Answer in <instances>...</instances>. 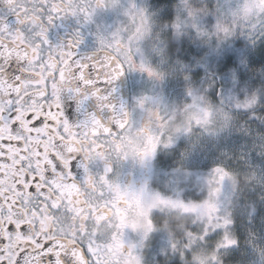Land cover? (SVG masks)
<instances>
[{
	"label": "rangeland",
	"instance_id": "1",
	"mask_svg": "<svg viewBox=\"0 0 264 264\" xmlns=\"http://www.w3.org/2000/svg\"><path fill=\"white\" fill-rule=\"evenodd\" d=\"M208 1L206 14L201 8L184 6L187 12L173 25L176 0H138L149 28L144 39L158 70L166 75L168 101L182 104L184 109L191 105L200 108V114H192L183 135L167 133L163 157L157 166L160 171L153 192L155 201L147 208L155 211L152 219L157 220L161 215L153 232L160 238L157 250L163 255L168 251L174 260L180 263L184 260L186 264L189 261L191 264H264V212L251 213L246 198L259 196L262 201L258 205L264 211V130L255 129L252 122L243 119L241 106L247 109L252 98L246 95L245 101L239 99L236 78L224 77V81L217 82L218 88H225V98L222 92L216 100L200 91L213 56L223 49V52L233 50L224 40L231 36L229 32L239 29L237 32L243 35L245 53L253 55L252 69L264 63V0ZM248 4L258 6L251 16L253 10L246 7ZM190 9L196 10L199 17L196 24L191 23ZM206 26L213 27L212 36L209 31L202 33L212 51L205 49L201 40L200 46L195 47L196 29ZM181 39L183 43L186 41L189 54L178 58L174 40ZM161 50L165 51L164 55H160ZM214 86L211 84L208 89ZM205 96L232 118L220 131L215 130L216 113L212 107L197 104ZM217 168H222L226 175L216 173ZM230 169L241 174L244 185L235 201L232 199L239 179ZM193 178L195 182L191 184ZM198 196L200 199L195 200ZM173 222L183 229L191 222V229L184 234L186 241L168 230ZM167 245L170 249L165 250ZM155 251L147 252L146 258L153 260L154 254L159 255Z\"/></svg>",
	"mask_w": 264,
	"mask_h": 264
},
{
	"label": "snow or ice",
	"instance_id": "2",
	"mask_svg": "<svg viewBox=\"0 0 264 264\" xmlns=\"http://www.w3.org/2000/svg\"><path fill=\"white\" fill-rule=\"evenodd\" d=\"M5 3L23 28L9 31L0 19V157L11 161L0 162V264H42V257L54 251L55 264H61L59 256L66 250L76 264H99L96 241L82 231L66 230L62 214L76 206L89 215L104 214L111 207H90L92 201L82 190L90 179L76 181L71 169L79 154L89 159L82 145L101 149L102 137L127 126V112L117 110L111 127L92 117L77 130L64 119L61 85L79 81L99 101H106L99 85L123 75L126 62L103 42L99 57L75 59L72 49L81 40L79 31L66 46L46 48L49 27L64 18V0ZM90 16L85 13L86 19ZM11 60L23 67L22 75L9 79L4 69ZM140 67L157 75L143 64ZM73 146L79 150H72ZM154 151L155 147L149 154ZM215 172L226 175L222 168ZM97 200H103V195Z\"/></svg>",
	"mask_w": 264,
	"mask_h": 264
},
{
	"label": "flooded vegetation",
	"instance_id": "3",
	"mask_svg": "<svg viewBox=\"0 0 264 264\" xmlns=\"http://www.w3.org/2000/svg\"><path fill=\"white\" fill-rule=\"evenodd\" d=\"M64 4V18L56 20L48 29L46 48L66 46L77 31L81 40L72 49L77 60L99 53L101 42L105 47L114 48L126 62L131 117L124 129L101 138V149H88L87 145H82L89 159L85 160L79 154L71 169V175L76 181H83L87 177L90 179V183L82 188L86 197L92 201L90 207H99L101 210L107 205L111 207L104 214L93 212L91 215L78 206L72 207L62 214L63 226L73 233L82 231L96 241L99 264H186L184 260L181 263L174 260V255L168 251V257L159 253L157 242H160V238L153 232L159 219H152L155 211L147 208L155 201L156 195L153 192L160 171L157 166L163 157L162 148L167 133L165 123L151 126L142 123L139 113L155 96L168 100V82L166 75L158 70L149 44L144 39V34L149 30L144 10L138 0H64ZM85 13H91L89 19H86ZM0 19L9 26V31L23 28L17 23L16 16L9 12L5 0H0ZM142 64L157 75L142 71ZM22 67V63L11 60L4 74L12 79L22 75ZM65 88L63 83L61 110L64 119L79 130L81 127L75 120L78 113L71 111L68 106ZM153 147L154 154L150 155ZM72 150L79 149L73 146ZM0 162L11 163L3 157H0ZM101 194L103 200H97ZM174 234L177 237L178 233ZM164 249L170 247L167 245ZM155 250L159 255L154 254L153 260H148L147 252ZM59 259L61 264H75L70 250L61 253ZM56 260L54 251L42 257V264H55ZM187 264H191V261Z\"/></svg>",
	"mask_w": 264,
	"mask_h": 264
},
{
	"label": "trees",
	"instance_id": "4",
	"mask_svg": "<svg viewBox=\"0 0 264 264\" xmlns=\"http://www.w3.org/2000/svg\"><path fill=\"white\" fill-rule=\"evenodd\" d=\"M178 3V7L173 12V25H177L178 23V17L180 15H183L187 12V8L184 6H194L195 8H201L203 10V14H206L207 9L206 5H210V1L208 0H186L184 1L186 5H183L184 2L180 0H176ZM180 8V11H178ZM205 31H209V35L212 36L213 27L208 28L207 26L203 29H196L195 37H196V43L195 47H199L200 43H203L205 45V49L209 48L210 51L213 50L210 46L209 40L204 38L202 36V33ZM239 31V29H237ZM237 31L229 32L231 35L228 38H224L225 42L229 43V46L231 45L233 47V50H228L226 52H223V50H220L218 55L215 57L213 56L212 60L209 62V70L207 71V77L205 78L204 82L202 83V87L200 89L201 94H205L207 96H211L218 100L219 94L222 92V95L226 96V91L222 90V88H218L217 82L224 81V77H229L232 80H236V85L238 86V91L240 94L239 99L241 101H245L246 95L251 96V100H249V106L247 109H244L245 106H241V111L243 112V115L245 116L243 119L246 121L252 122L255 129H263L264 130V63L256 67V69H252L250 66L251 63V55L252 53H245V47L246 42L243 38V35L239 34ZM219 41H221L222 36L219 35ZM201 42L199 43V41ZM216 43H213L215 45ZM174 46L177 48V52L175 55L178 58H183L187 56L188 48L186 45V41L183 43L182 39L174 40ZM196 51H198L196 49ZM215 84L214 88L208 89L209 85ZM208 90H211L208 92ZM233 104V102L231 103ZM235 106V105H234ZM211 168V167H209ZM229 170V169H227ZM231 172L234 173L239 179V183L235 185V194L232 199V201H235L240 193L242 192V189L244 188V185L242 183V176L241 174H237L234 171L230 169ZM195 178L190 180L191 184H194ZM196 198V197H195ZM247 204L250 208L251 213H256V215L262 214L264 211L261 209V207L258 205L259 201H262L259 196H255V198H250V195L247 197ZM200 199L199 196L195 199ZM257 210V211H255ZM186 215V214H184ZM190 223H186V228H179L175 222L172 223V226H170L176 233H178L179 237L183 238L185 241V233H188V231L191 229ZM215 264V263H214Z\"/></svg>",
	"mask_w": 264,
	"mask_h": 264
},
{
	"label": "water",
	"instance_id": "5",
	"mask_svg": "<svg viewBox=\"0 0 264 264\" xmlns=\"http://www.w3.org/2000/svg\"><path fill=\"white\" fill-rule=\"evenodd\" d=\"M102 53H95L94 55L85 56L81 61L88 59H94L99 57ZM66 94L68 96V106L71 111L77 112L78 116L75 118L76 124L79 127L84 126L91 122V118L95 117L100 120L105 126L111 127L114 122V117L116 111L121 108L127 112V122L130 120V83H128L127 72L124 71L118 79L113 81L111 84H101L99 88L101 89L100 95L106 96V101H99L96 96L91 94V90L85 89L83 85L76 81V84L71 82L65 83ZM80 88L79 92H75L73 88ZM112 105L113 108H109L106 105ZM127 123V124H128ZM76 264V262H75Z\"/></svg>",
	"mask_w": 264,
	"mask_h": 264
},
{
	"label": "clouds",
	"instance_id": "6",
	"mask_svg": "<svg viewBox=\"0 0 264 264\" xmlns=\"http://www.w3.org/2000/svg\"><path fill=\"white\" fill-rule=\"evenodd\" d=\"M246 7L253 10L252 13L249 14V16H251L254 14L255 9L258 6L248 4ZM190 16L192 17L191 23L196 24L199 19L196 15V10L190 9ZM164 54L165 51L161 50L160 55ZM197 104L201 105V107L204 105L212 107L213 111L216 113L214 125L216 131H220L225 128L232 119L224 113L222 108L210 102L207 96H205L203 100L198 99ZM182 109H184L182 104L169 102L162 96H155L145 105V108L140 111L139 120L150 126L157 123H165L166 133L180 137L183 135L184 130L190 126L192 114H200V108L196 105H191L183 111ZM158 117L159 120L157 119Z\"/></svg>",
	"mask_w": 264,
	"mask_h": 264
}]
</instances>
